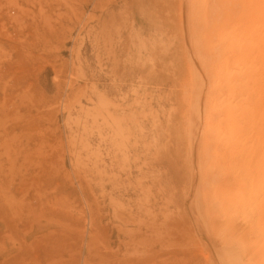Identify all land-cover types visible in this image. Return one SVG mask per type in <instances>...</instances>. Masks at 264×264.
Listing matches in <instances>:
<instances>
[{
  "label": "rangeland",
  "instance_id": "374dc122",
  "mask_svg": "<svg viewBox=\"0 0 264 264\" xmlns=\"http://www.w3.org/2000/svg\"><path fill=\"white\" fill-rule=\"evenodd\" d=\"M109 1L0 0V264H264V0Z\"/></svg>",
  "mask_w": 264,
  "mask_h": 264
},
{
  "label": "bare ground",
  "instance_id": "6f19581e",
  "mask_svg": "<svg viewBox=\"0 0 264 264\" xmlns=\"http://www.w3.org/2000/svg\"><path fill=\"white\" fill-rule=\"evenodd\" d=\"M111 1V0H110ZM109 1V2H110ZM240 21V20H239ZM253 22V21H252ZM250 24V23H249ZM244 25V24H243ZM247 25V24H246ZM260 25V24H259ZM255 26V25H254ZM257 26V25H256ZM249 28V27H248ZM247 28V29H248ZM254 29H255V27H253ZM262 33H264V32H262ZM220 35V34H219ZM224 35V34H223ZM262 35H264V34H262ZM222 36V35H221ZM254 36V35H253ZM225 37V36H224ZM246 37V36H245ZM218 40V39H217ZM247 41H249L248 39H247ZM242 42V41H241ZM252 43V42H251ZM250 44V43H249ZM253 44V43H252ZM135 45V44H134ZM164 47V46H163ZM128 50V49H127ZM196 50V49H195ZM197 52V51H196ZM117 53V52H116ZM118 54V53H117ZM116 55V54H115ZM245 63L246 62H244V65H245ZM235 64V63H234ZM239 64V63H238ZM249 64V63H248ZM248 64H246V65H248ZM251 64V63H250ZM245 65V66H246ZM238 66V65H237ZM236 66V67H237ZM245 66H241L240 68H239V66L237 67V68H235L234 67V69H232L231 70V73L232 74H234L233 76H235L236 74H239V73H242L243 71H244V73H245V71H246V69L248 68L247 66L245 67ZM249 66V65H248ZM253 66V65H252ZM254 66H255V64H254ZM253 66V67H254ZM233 67V66H232ZM250 67V66H249ZM250 69V68H249ZM248 70V69H247ZM251 70V69H250ZM250 72L251 71H249V74H250ZM229 73V72H228ZM247 73V72H246ZM230 74V73H229ZM232 74H230L231 76H232ZM230 75H229V77H230ZM241 75V74H240ZM245 76H244V78H246L247 76H246V74H244ZM226 76H228V75H226ZM225 76V77H226ZM232 76V77H233ZM250 76V75H249ZM231 77V78H232ZM228 79V78H227ZM230 79V78H229ZM228 79V80H229ZM231 80V79H230ZM230 80L228 81V83L230 82ZM236 81V80H235ZM238 81H239V79H238ZM232 84V83H231ZM234 84V83H233ZM235 84H236V82H235ZM237 84L239 85V83L237 82ZM223 86V85H222ZM234 85H232V91L230 90V91H228L229 93H228V95H230L231 97H234L235 96V98H237V94L233 91V87ZM223 88H225V87H223ZM242 88V87H241ZM229 89V88H228ZM221 92H222V90H221ZM236 94V95H234V93ZM232 93H233V95H232ZM239 97V96H238ZM226 98V97H225ZM235 98H234V100H235ZM228 100V99H227ZM238 100V99H237ZM237 100H235V101H237ZM223 101V100H222ZM221 101V103L220 104H218V102H217V105H219L220 107H222V109H223V111H225V112H227L228 113V111H230L232 108H231V106H230V102H222ZM233 103H234V101H233ZM218 106V107H219ZM234 106V105H233ZM235 107V106H234ZM228 117H229V115H228ZM231 120V119H230ZM230 123H232V122H230ZM232 126V125H231ZM229 127V126H228ZM227 127V128H228ZM229 129V128H228ZM229 131H230V129H229ZM121 132V131H120ZM132 149V148H131ZM129 151V150H128ZM130 153V152H129ZM111 161V160H110ZM110 161L108 160V162L110 163ZM144 163V162H143ZM231 163V162H230ZM259 166H261V165H259ZM140 168V167H139ZM138 169V168H137ZM230 169V168H229ZM140 171V170H139ZM128 175H129V173H128ZM131 175V174H130ZM127 178V177H126ZM128 178H130V177H128ZM120 183H118V185H119ZM113 186V185H112ZM114 186H116V184L114 185ZM244 186V185H243ZM239 187H241V186H239ZM115 188V187H114ZM116 189V188H115ZM243 189H245L246 190V188H242V189H239L240 191L241 190H243ZM117 190H118V188H117ZM119 191V190H118ZM251 192H253L250 188L247 190V193H248V195L251 193ZM120 195V194H119ZM247 195V196H248ZM250 196V195H249ZM251 197H246V198H244L243 197V195L242 194H240L239 195V205H240V208L243 210L242 212H243V214H245V215H248V212L247 211H251L252 209H253V207L251 208V206H252V204H253V202L251 201ZM251 209V210H250ZM237 210V209H236ZM239 211H241V210H239ZM238 211V212H239ZM241 213V212H240ZM250 213V212H249ZM242 214V215H243ZM248 216H250V214L248 215ZM148 228V227H147ZM149 229V231H150V227L148 228ZM260 230H262L261 228H260ZM219 232H221V230L219 231ZM260 235V234H259ZM262 235H264V234H262ZM261 235V236H262ZM260 241V240H259ZM262 241H264V239H262ZM261 241V242H262ZM260 242V243H261ZM259 243V244H260ZM262 245H264V244H262ZM235 248V247H234ZM227 249V248H226ZM220 250V249H219ZM227 250H229V247H228V249ZM227 250H224V251H226V252H228ZM218 251V250H217ZM223 251V250H222ZM222 251H220V253H219V255H220V257H221V260H222V262H223V264H238L237 262H236V258L235 259H233L232 257L231 258H228L225 254H221L222 253ZM223 251V253H225ZM229 252H231V251H229ZM223 255V256H222ZM227 255H229V253L227 254ZM229 256H231V254L229 255ZM239 261V260H238ZM240 263V262H239ZM242 264V263H241ZM262 264V263H261Z\"/></svg>",
  "mask_w": 264,
  "mask_h": 264
}]
</instances>
